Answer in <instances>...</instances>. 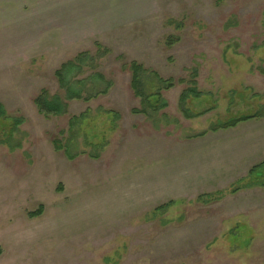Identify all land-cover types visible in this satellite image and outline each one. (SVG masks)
Segmentation results:
<instances>
[{
	"label": "rangeland",
	"instance_id": "obj_1",
	"mask_svg": "<svg viewBox=\"0 0 264 264\" xmlns=\"http://www.w3.org/2000/svg\"><path fill=\"white\" fill-rule=\"evenodd\" d=\"M133 62L144 95L151 72L195 85L134 114ZM43 89L108 93L46 118ZM0 104L24 119L22 148L0 147V264H264V188L198 201L264 162V118L196 137L263 110L264 0H0ZM83 114L70 159L54 141Z\"/></svg>",
	"mask_w": 264,
	"mask_h": 264
},
{
	"label": "trees",
	"instance_id": "obj_2",
	"mask_svg": "<svg viewBox=\"0 0 264 264\" xmlns=\"http://www.w3.org/2000/svg\"><path fill=\"white\" fill-rule=\"evenodd\" d=\"M174 39L171 38L168 42L169 46H172ZM97 47L99 49H103V47L100 44H97ZM105 52H108L106 49ZM84 55H80L75 60L68 62L62 66L61 69H59L56 72V77L58 79V82L62 88L65 87V70L70 67L71 65L77 64L81 58ZM128 66V67H127ZM126 68H129L132 73V80H131V87L135 93V95L142 99L143 107L144 109L139 110L135 109L132 112L134 114H143L147 117H151L154 115H157L160 113V111L165 108V105L163 104L164 98H163V91H170L171 89L175 88L177 84H185L189 83L190 85H195V81H186V80H179L178 82L173 79H163L160 77L157 73L151 72V75L155 78V87L148 95H144L141 91V82H142V75L144 73H147V70L144 69V67L136 62H133L129 65H125ZM195 77V75H194ZM70 93V92H69ZM108 93V89L99 91L96 94H88V96H82L79 94H71L65 101H61L58 97H53L50 95L49 91L46 89H43L40 93V95L34 100L35 106L38 109L39 114L43 115L46 118L51 117H60L65 116L68 114L69 104L67 103L69 100H80L85 102H90L93 99L101 96L106 95ZM189 96H193L195 99H199L201 97L200 93H197L195 88L186 90L182 97H181V103L185 102ZM186 113V111H184ZM202 114L197 115H188L186 113V117L189 119L197 118L201 116ZM86 117V114L81 115L79 117H73L70 120V140L67 142V144H63L62 141L56 139L54 141L55 149L59 152L64 151V153L70 158H76L79 154L72 155V140L74 139V129L78 123L81 122V120ZM264 118V106L263 110L258 112L257 114L253 116H241L238 118H232L226 122H219L213 126L210 127V129L207 132L201 133L199 135H196V137H203L207 133H217L220 131H228L237 128L239 125L250 122L253 120H260ZM24 119L23 117L18 116H12L10 115L4 106L0 104V147L6 146L11 151H16L22 148V138H20V135L22 134L20 127L23 124ZM97 148V146H96ZM84 153V152H83ZM81 154V153H80ZM92 158H99L98 155H90ZM232 188L227 189L225 191L217 192L216 194H206L203 196H200L198 201L204 202L206 204H211L218 202L222 200L227 195H235L239 193L242 190L245 189H252V188H264V162L259 163L252 167L247 175L246 178L241 179L237 183L231 186ZM174 204L173 201H170L167 204H164L158 208L155 209L156 212H162L163 210L167 209L168 207L172 206ZM43 214L42 208L38 211L31 213V218H37L40 217Z\"/></svg>",
	"mask_w": 264,
	"mask_h": 264
}]
</instances>
